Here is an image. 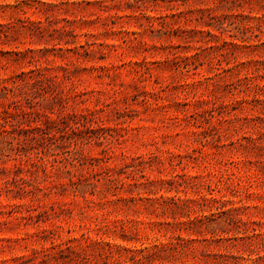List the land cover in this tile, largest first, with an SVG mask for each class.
Masks as SVG:
<instances>
[{
    "label": "rangeland",
    "instance_id": "1",
    "mask_svg": "<svg viewBox=\"0 0 264 264\" xmlns=\"http://www.w3.org/2000/svg\"><path fill=\"white\" fill-rule=\"evenodd\" d=\"M0 264H264V0H0Z\"/></svg>",
    "mask_w": 264,
    "mask_h": 264
}]
</instances>
